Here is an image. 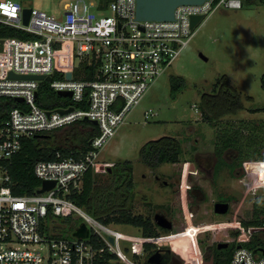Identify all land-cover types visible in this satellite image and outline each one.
<instances>
[{
    "label": "built area",
    "instance_id": "1",
    "mask_svg": "<svg viewBox=\"0 0 264 264\" xmlns=\"http://www.w3.org/2000/svg\"><path fill=\"white\" fill-rule=\"evenodd\" d=\"M244 4L245 0L183 3L176 7L173 19H149L137 16V0H66L60 16L30 6L29 0H0V22L34 34L0 37V96L23 97L18 100L22 105L0 118V264H147L138 252L125 251L122 238L141 243L145 250L147 241L162 246L164 236L124 233L70 195L81 191L102 148L154 80L173 64L198 23L221 5L238 8ZM27 8L31 12L25 22ZM193 14L204 15L194 27ZM10 71L44 74L45 78L12 77ZM48 77L57 92L72 91L66 95L69 103L54 108L39 104V87ZM61 108L69 110L61 112ZM157 114L145 110L146 118ZM86 116L91 122L96 119L99 127L88 146L68 154L57 149L54 158H39L35 163L34 172L41 179L38 189L43 180H52L54 185L41 192H15L8 161L21 149L23 139L52 138ZM50 209L54 215L80 217L79 226L84 223L87 234L76 235L77 225L72 226L73 232L54 234L44 224ZM229 227L241 229L229 264H264L261 252L242 244L246 228L241 221L195 226L192 240L198 264L203 262L200 232Z\"/></svg>",
    "mask_w": 264,
    "mask_h": 264
},
{
    "label": "rangeland",
    "instance_id": "2",
    "mask_svg": "<svg viewBox=\"0 0 264 264\" xmlns=\"http://www.w3.org/2000/svg\"><path fill=\"white\" fill-rule=\"evenodd\" d=\"M65 2L29 0V5L60 16ZM263 74L264 0H249L238 8L219 6L198 23L189 43L128 113L92 168L95 182L105 184L112 180V172L119 160L133 162V179L138 191L134 210L153 217L157 212L163 213L173 221L176 232H188L179 239L172 236L175 232L161 229L160 235L166 239L162 246L172 248L176 264H198L192 240L195 226L251 219L255 205H261L264 200V154L262 157L238 158L237 152L229 148L223 153L225 163L217 167L219 157L215 152V141L225 129L232 127L231 124L238 126L241 121H247L257 126L264 120V109L250 110L264 107ZM172 75H182L186 80V86L175 96L172 94ZM225 75L243 95L245 108L212 122L203 117L200 102L203 93L218 90L217 85ZM146 109H153L158 114L146 118ZM84 125L90 127L93 124L86 121ZM244 131L248 132V129ZM166 135L181 139V160L164 162L155 168L148 166L141 158V148L146 142ZM258 137H264V134ZM52 138L55 144L63 147L75 146L69 128H61ZM164 180L169 181L168 184ZM220 200L230 201L227 213L215 211V202ZM55 216L56 229L52 228L55 221L44 220L48 229L55 230L56 235H62L59 232L63 229L73 232V229L59 225L62 215ZM72 217L74 225L79 226L82 219L77 215ZM110 223L124 233L143 234L142 229L130 223ZM234 231L218 228L200 232V243L211 245L216 241H230L229 246L234 245L231 241L239 236ZM252 233L253 227H248L241 235L242 239H249ZM261 237L264 239V233ZM122 244L125 251H136L141 258H146L147 250L141 243L124 237ZM206 251L201 254V264L214 261L213 251L210 248Z\"/></svg>",
    "mask_w": 264,
    "mask_h": 264
},
{
    "label": "trees",
    "instance_id": "3",
    "mask_svg": "<svg viewBox=\"0 0 264 264\" xmlns=\"http://www.w3.org/2000/svg\"><path fill=\"white\" fill-rule=\"evenodd\" d=\"M249 1V0H245ZM33 37L34 34L28 33L20 28L4 25L0 22V37ZM91 67V73L95 69V65ZM92 77V74L89 75ZM172 94L175 96L186 86V80L182 75H172ZM264 86V74L262 77ZM219 88L214 92H205L202 95L200 102L202 115L205 119L212 122H217L223 115L229 113H236L242 108H245L243 95L234 86L229 78L225 75L223 80L217 85ZM70 98H64L56 90L50 86V78H46L39 87L38 102L45 108H54L59 105L67 104ZM22 105V102L10 96H0V118L5 117L9 110L14 107ZM264 109V107H253L250 110L257 111ZM89 120H79L68 127L72 130L75 146H65L55 144L53 138L46 137H27L22 141L21 149L15 153L8 161L9 171L12 178V185L17 193L35 192L41 184V179L35 174L34 166L39 158L51 159L55 157L57 149H61L63 153L68 154L73 152L79 146L86 147L89 144V139L98 133L99 127L92 123L90 127H85L84 123ZM230 128L219 135L215 141V152L219 157L217 167L224 164L223 153L226 149H231L237 152L238 158L247 157H262L264 148V137H258L264 134V120L259 125H253L249 122L241 121V124L236 126L231 124ZM248 129V132L244 131ZM183 153L182 142L180 138L172 135H166L158 139L146 142L140 150L142 160L150 167H157L164 162H178L181 160ZM112 180L105 184H98L95 182L93 169H90L86 174L83 187L81 191L72 192V199L79 205L84 206L90 213L103 220L106 223H133L142 228V233L145 236H158L161 234V229L165 232H175L176 229H169L159 226L154 219L144 218L141 215L132 216L129 210L131 187L133 183V162L130 159H122L117 162V166L112 172ZM52 210L48 212L47 218L55 221L52 225L53 229L57 228V218ZM58 217V216H57ZM60 226L71 229L74 226V220L70 213L59 216ZM242 224L248 229L253 227V233L249 239L242 241V244L247 245L254 250L259 246H264V239L261 233H264V200L262 204H256L254 209V216L251 219L241 220ZM228 231H234L236 235L241 233L238 227L221 228ZM206 229L202 232H205ZM245 230V233H246ZM226 231V230H225ZM66 229L62 232L66 233ZM183 232V231H182ZM180 232L174 238L182 239L187 233ZM193 235V234H192ZM200 235V234H199ZM200 237L198 236V243L201 251L207 253V248L213 252L214 262L219 264H229L233 251L236 248V238L231 242L234 245L228 247L218 248L219 241L213 242L211 245H201ZM230 242V241H229ZM156 243L152 241L146 242L148 252H155ZM205 248V249H204ZM195 251V248H193ZM260 252V251H259ZM147 262V261H146Z\"/></svg>",
    "mask_w": 264,
    "mask_h": 264
},
{
    "label": "water",
    "instance_id": "4",
    "mask_svg": "<svg viewBox=\"0 0 264 264\" xmlns=\"http://www.w3.org/2000/svg\"><path fill=\"white\" fill-rule=\"evenodd\" d=\"M204 0H137V16L139 18H149V19H173L175 16V9L178 5L183 3H202ZM31 9L27 8L25 9V22H28L29 15H30ZM204 17L203 14H193L191 16V23L194 27L202 18ZM9 76L12 77H20V78H26V77H33V78H39L41 81L45 78L44 74H16L13 71H10ZM58 93L60 95H71L72 91L69 90H59ZM18 100H22L23 97H17ZM69 109H73V107H70ZM69 109H59L61 112H64L65 110ZM85 120H89V118L86 116ZM93 123L97 124V120L94 119L92 121ZM111 170L112 168L109 167ZM54 181L52 180H43L42 187L38 189L39 192L50 188L54 185ZM214 209L217 213H227L230 209V201L228 200H220L216 201L214 205ZM155 220L156 222L165 227L172 229L173 228V221L169 219L166 215L163 213H156L155 214ZM76 235H86V226L84 223H82L79 228L75 231ZM230 244L229 241H219L217 246L218 248L228 247ZM256 251H260L264 255V246H259L255 249ZM172 252V249L170 247L166 248V253L163 255L161 253V249L156 250L149 256L147 259V264H167L168 258L170 257ZM167 256V257H166ZM126 264V263H121ZM210 264H219L215 263L214 261Z\"/></svg>",
    "mask_w": 264,
    "mask_h": 264
},
{
    "label": "flooded vegetation",
    "instance_id": "5",
    "mask_svg": "<svg viewBox=\"0 0 264 264\" xmlns=\"http://www.w3.org/2000/svg\"><path fill=\"white\" fill-rule=\"evenodd\" d=\"M109 167H111V166H108V170L109 171H112V169L110 170L109 169ZM158 177V176H157ZM168 182L169 181H167V180H164V183L165 184H168ZM138 191H136L135 190V184H134V179H133V183H132V187H131V198H130V206H129V210H130V212H131V215L132 216H138V215H141V216H143L145 219L146 218H152V219H154V221L156 222V220H155V215H154V217L153 216H151L150 214H146V213H142L141 211H135L134 210V206H133V203H134V200H135V198H136V193H137ZM145 195H146V193H144ZM143 194V195H144ZM144 195V196H145ZM158 213V212H157ZM157 223V222H156ZM158 224V223H157ZM131 225H133L134 227H136V228H140V229H142L139 225H136V224H133V223H131ZM159 225V224H158ZM159 226H161V225H159ZM167 247H170V246H157L156 248H154L155 250L154 251H156V250H158V249H161V253L163 254V255H165V253H166V248ZM171 248V247H170ZM145 249L147 250V248L145 247ZM172 249V248H171ZM148 251H150V250H147V252H146V261H147V259L149 258V256H151V254H152V252H148ZM167 257V256H166ZM212 258H214L213 256H212ZM167 264H176V259H175V254L173 253V251L171 252V255H170V257L168 258V262H167Z\"/></svg>",
    "mask_w": 264,
    "mask_h": 264
}]
</instances>
